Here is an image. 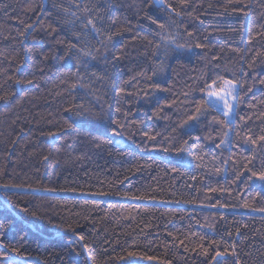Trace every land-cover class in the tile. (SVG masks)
<instances>
[{"label": "trees", "instance_id": "trees-1", "mask_svg": "<svg viewBox=\"0 0 264 264\" xmlns=\"http://www.w3.org/2000/svg\"><path fill=\"white\" fill-rule=\"evenodd\" d=\"M169 2L180 15L146 0H0V184L24 185L0 188V239L21 246L22 235L32 264H125L129 251L143 254L136 264H234L211 260L232 245L240 264H264V191L243 168L247 158L257 171L264 163V143L246 142L264 135V0ZM76 4L95 6L102 35H85ZM75 32L95 57L76 54L79 71L66 55ZM217 77L238 82L232 130L209 125L224 119L219 109L188 119L208 98L202 88L223 86ZM112 120L123 136L110 132ZM225 131L231 143L217 148ZM236 172L244 175L233 183ZM62 222L85 237L90 262L54 227Z\"/></svg>", "mask_w": 264, "mask_h": 264}, {"label": "snow or ice", "instance_id": "snow-or-ice-1", "mask_svg": "<svg viewBox=\"0 0 264 264\" xmlns=\"http://www.w3.org/2000/svg\"><path fill=\"white\" fill-rule=\"evenodd\" d=\"M146 2L150 5V6H155V7H161L166 9L169 13H175L176 15H180L181 13L177 11V7L174 6V4L172 2H169V0H146ZM184 3V0H180V5L182 6ZM75 7L78 10H82L84 15H85V19L82 21V29L85 32V35H89L91 34L94 37H98L100 35H102L101 30L97 27L95 20L93 19V7H89L87 4H76ZM65 11L67 12V9H65ZM96 11L98 12L99 10L96 9ZM233 11H241L244 12L243 8H233ZM247 12H244V15H247ZM70 15L72 17H75L77 20L81 19L80 17L77 16L76 12H71ZM149 20H152L151 16L147 17ZM153 23H157V21L153 20ZM68 23L70 24H74L75 21H68ZM32 25L29 24L26 26L25 28V32L27 31L28 28H31ZM159 27L163 28L164 25L160 24ZM20 35H24V32L20 33ZM80 32H75L73 34L74 37V41L73 40H68L67 41V45H68V51L66 53V55L68 56L69 59H77V55L76 54H83L84 56L90 57L91 59H95V57L92 55V53L89 52H84V50L82 48H78L77 45L80 42ZM191 35V34H189ZM106 39L110 40L111 36H108ZM21 43H23V41H21ZM60 43H64V41H60ZM172 44H175V40H171ZM177 48H183L185 47V45H176ZM197 47H201V45H197ZM77 71H79V60L77 59ZM222 80V87L216 91V90H207L205 88H202L201 91H207V96L208 99H204L202 100L196 107H195V115L189 116V120L192 121H198L200 119L201 116L207 115L208 114V110L209 108H212L213 110L219 109L220 113L223 115L224 119L223 120H218L215 116L212 117V120L209 121V125L211 126L212 124H221L223 125L224 128L232 130V126L233 124H235V119H234V111L235 109L239 106V86H238V82L235 80H229V79H223L221 77H217L216 80L212 81L213 84H216L217 81ZM17 83H20V81H17ZM261 84H264V80L260 81ZM251 89L249 88V91ZM222 105V107H221ZM78 115H83V113H77ZM238 115V114H237ZM241 120H244V117H240ZM184 124H187V121L183 122ZM110 132L115 135V136H123L124 134V128L125 125L122 123H119L118 121L112 120L110 121ZM262 132H264V129H262ZM49 135H55V133H49ZM149 140L154 141L156 139L155 136H148V133L144 134ZM228 135L229 133L227 131L224 132V139H222L220 141V143L218 145H216L217 148H220L221 146H228L230 145L231 141L228 139ZM236 135L239 136L240 133L239 131L236 132ZM209 139H211L212 137H208ZM262 142L264 143V135H260L257 138H253V136L251 135V133L249 132L247 137H246V142H249L253 145H256L257 142ZM185 145H187V141L184 142ZM153 150H156V145H153ZM161 150L167 152L169 151V148H162ZM175 151H177L178 153H188V155H191V153L188 151L187 147H182L179 149H175ZM196 159L200 160L202 159V157L197 156ZM215 159V157H214ZM253 158H247L246 159V163H244L243 168L245 170L246 173H248V177L247 180L248 181H252L254 179L259 180L261 182V190L264 191V163L261 164L260 170H255L254 165L252 163ZM179 163V161H178ZM225 164L228 163V160L224 161ZM171 171L173 173L178 172V168L173 167L171 169ZM215 171L217 173L219 172H227L228 169L227 168H217L215 169ZM235 175V180L233 181V183H235L236 181L241 179V176L244 175V172H236L234 173ZM193 180H195V177H192ZM247 184V181L245 182ZM20 187H24V185H18V184H11V183H4V184H0V188H3L5 190L7 189H18ZM32 192H39V191H55V189H34L31 187V185L27 186ZM217 189H209V191H216ZM71 191H76V189H72ZM219 191L221 192H228V189L225 188H220ZM112 193L109 192H98L95 193L94 195H99V196H108L111 195ZM15 195V193L12 194H8L6 192V196H7V200L10 202L12 199V196ZM257 195L259 196L260 193H257ZM134 199H143L145 197H133ZM148 199H155V197H147ZM186 202H190V201H186ZM179 203V202H177ZM220 207H228V205L225 204H220ZM16 208H18L20 213H24L25 216H31L33 218H37V219H42V217L40 216V214L36 211H30V209L28 207H21L20 206V202H17V204L15 205ZM244 207H250V205L245 202ZM5 210L6 212H10L11 208L9 207L8 204L5 205ZM260 211H264V208L260 209ZM24 217H21V220H23ZM51 223V221H50ZM33 227L35 228H39V225L35 224V222H33ZM10 227V225H9ZM54 227L60 229L61 231L64 232V234L66 235H70L71 237L75 238V242L76 244L79 246V248L81 249V251L85 254H87V261L90 262L92 260V256L90 253V249H89V244L85 242V237L83 235H80L75 228L72 227V225L69 224H65L64 222L60 223V224H55ZM3 235V232H0V236ZM24 241V237L21 235L19 236V242L21 246H15L12 247L10 246L8 243H5L2 239H0V264H32V259L27 256L24 255L22 253V244ZM214 244L216 242H213ZM202 247V246H201ZM9 250L12 253H16L18 259H13L10 255H9ZM143 254L140 252H136V251H129L127 253L126 257H120L121 260L125 261V264H136V259L139 256H142ZM203 255L208 256L209 252L208 249H203ZM231 256L234 258V264H240L239 259H237V252H236V246L232 245V249L231 252H229L228 248H224L223 251L219 250V247H217L216 251H215V255H213L211 257L212 261H217L218 258L220 257H227V256ZM145 259L151 261L156 259L155 257H151V256H147L145 257ZM61 264H63V260L61 258ZM87 264V262H86Z\"/></svg>", "mask_w": 264, "mask_h": 264}, {"label": "rangeland", "instance_id": "rangeland-1", "mask_svg": "<svg viewBox=\"0 0 264 264\" xmlns=\"http://www.w3.org/2000/svg\"><path fill=\"white\" fill-rule=\"evenodd\" d=\"M216 91H218V90H216ZM208 99V98H207ZM221 107H222V105H221ZM234 115V114H233Z\"/></svg>", "mask_w": 264, "mask_h": 264}, {"label": "water", "instance_id": "water-1", "mask_svg": "<svg viewBox=\"0 0 264 264\" xmlns=\"http://www.w3.org/2000/svg\"><path fill=\"white\" fill-rule=\"evenodd\" d=\"M146 263V262H145Z\"/></svg>", "mask_w": 264, "mask_h": 264}]
</instances>
